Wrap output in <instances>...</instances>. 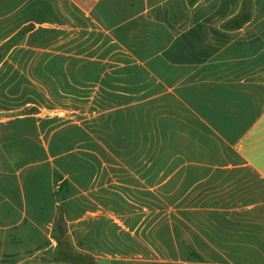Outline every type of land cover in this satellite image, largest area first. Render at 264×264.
Here are the masks:
<instances>
[{
  "label": "crops",
  "instance_id": "1",
  "mask_svg": "<svg viewBox=\"0 0 264 264\" xmlns=\"http://www.w3.org/2000/svg\"><path fill=\"white\" fill-rule=\"evenodd\" d=\"M243 1L0 0V46L33 25L0 62V264H57L53 230L68 199L83 211L66 224L78 231L74 244L83 251L96 244L93 233L87 237L93 222L106 217L122 224L90 196L97 185L83 190L70 180L75 194L68 196L65 186L62 195L68 176L53 173L51 136L40 125L45 118L69 121L54 111L77 112L60 106L74 101L90 104L73 121L83 125L104 88L156 117L162 132L170 128L167 121L176 123L171 130L199 153L160 159L158 152L149 159V148L165 152L164 144H152L129 164L127 155L107 151L168 206L135 209L143 219L158 215L130 232L139 251H88L96 261L264 264V0H252L251 19L241 28H222ZM16 71L59 107L40 105L38 114L23 115L18 88L4 89L20 85ZM149 103L156 109L141 108ZM86 197L95 208L84 205Z\"/></svg>",
  "mask_w": 264,
  "mask_h": 264
},
{
  "label": "trees",
  "instance_id": "2",
  "mask_svg": "<svg viewBox=\"0 0 264 264\" xmlns=\"http://www.w3.org/2000/svg\"><path fill=\"white\" fill-rule=\"evenodd\" d=\"M198 1L188 0V3L193 6ZM252 8L253 1L244 0L239 14L224 22L222 28L226 30L241 28L251 19ZM32 29L33 25L23 27L16 35L0 46V62L5 60L8 52L14 46L25 40L27 33ZM19 75L20 71H16L13 74V79L15 80ZM19 83L20 85L18 86H14V84L13 87L8 85L4 89L7 88V93L11 94L12 92L15 93L18 88L21 97L20 106H24L20 111L23 115L38 114L40 105H44L49 109L59 107L55 102L49 100L38 87L30 83L24 75H20ZM82 92H79L80 95H82ZM100 92V99L95 100L93 108L90 107L89 109L90 116L95 112L94 116L86 118L83 125L72 121H60L57 117L45 118L40 122V125L45 129L48 128L47 135L50 134L51 136L48 141V152L52 158L53 173L59 177L68 176V179L63 181L62 195L65 194V186L68 188V196L75 194L70 180L83 190H91L97 185L99 190L91 192L90 196L102 208L110 210L121 217L122 224L113 219L101 217L99 221L89 225L87 237L90 239L91 233H93L96 244L93 247L89 245L84 249L89 252L99 251L101 253L125 255L129 252H137L141 248V244L130 233L135 226L141 221L154 222L158 217V215L149 214L143 219L145 215L134 213L135 209L163 210L168 205L151 191L128 167H125L107 151L118 155L120 158H123L124 154L127 155L129 164H135L142 154L141 148L152 147V144H164L162 150L164 149L165 152L160 151L161 149L159 148L158 150L149 148L145 151L149 159L156 158L158 152L160 155L162 153L165 154L160 156L161 159L165 156L169 158L177 157L178 153L181 155V153L188 151H191V155H194L199 153V151L197 149L189 150L187 148L188 145L184 144V136H179L176 133L177 131L171 130L173 125L177 126L176 123L167 121L166 123L170 128L162 132L159 128H156V117L145 116L143 112L139 111L138 106L127 107V105L132 103L130 101L127 102V96H112L110 91L105 88ZM88 93L85 91L84 97H87ZM28 94L32 97L22 100ZM27 103L31 104L26 105ZM88 105L90 104H87V102L77 104L75 101L68 104H60L62 107H71L73 109H85ZM141 108L156 109L154 103H149ZM150 113L152 114V111ZM183 120L188 121V118ZM35 124L37 125L36 122ZM105 146L108 148L105 149ZM184 146L186 149L183 148ZM83 149L99 152L101 159L88 151H83ZM104 162L108 166L102 169ZM159 164H161L160 160L157 162V166ZM138 167L139 164L133 168L136 169ZM153 168V166L150 167V169ZM99 172H101V175L96 183L93 178ZM83 203L90 208L93 205L87 197ZM93 207L95 208V205ZM76 208L79 207H76L73 199H68L67 201V212L62 206L59 208L53 230V239L56 240L57 247L53 251L52 262L57 264H103L99 260L96 261L97 258L93 257L91 253L79 249L80 246L77 247L74 244L78 231H71L66 224L67 220H75L82 216L83 211ZM76 210L78 211L77 213L75 212ZM171 217L173 216L171 215ZM172 220L176 221V218L173 217ZM127 228H129V231H127ZM114 264L122 263L116 261Z\"/></svg>",
  "mask_w": 264,
  "mask_h": 264
},
{
  "label": "rangeland",
  "instance_id": "3",
  "mask_svg": "<svg viewBox=\"0 0 264 264\" xmlns=\"http://www.w3.org/2000/svg\"><path fill=\"white\" fill-rule=\"evenodd\" d=\"M86 109H88V107ZM54 112L57 113V114L64 115L65 116V117H63L64 119H68L69 121H72V122L81 120V118H82L81 115L83 114L81 109L78 110L77 112H75V111L66 112V110H63V109L62 110L58 109L57 111H54ZM45 114H46V112H42V115H45ZM260 136H261L262 139L264 138V137H262V135H260ZM262 142L264 143V141H262ZM255 156L258 157L257 154H255ZM115 217L118 220L120 218V216H118L116 214H115Z\"/></svg>",
  "mask_w": 264,
  "mask_h": 264
}]
</instances>
